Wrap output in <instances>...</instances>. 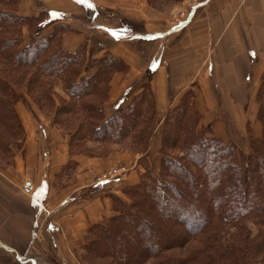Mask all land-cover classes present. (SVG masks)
I'll return each mask as SVG.
<instances>
[{
  "label": "rangeland",
  "instance_id": "obj_1",
  "mask_svg": "<svg viewBox=\"0 0 264 264\" xmlns=\"http://www.w3.org/2000/svg\"><path fill=\"white\" fill-rule=\"evenodd\" d=\"M17 1L15 5L17 12L27 17V22L23 24L20 30L21 45L18 49L21 50L22 46L27 45L36 36L53 34L57 40L63 27L82 32L85 34V40L76 49L81 55L76 68L81 70L80 76L88 77L94 73L88 79L89 83H92L93 78L96 77L97 67L95 61L102 63L106 56L108 60L113 61L110 65L113 70L111 75L127 70L125 60L117 55L116 51L117 48H120L121 43L119 44V42L113 40L103 30V25H108L111 28L120 26L126 30L131 29V26H133L139 32H146L168 26L174 22L180 9L185 10L188 7L186 0H141L140 18L133 19L122 13V9L116 7L117 0H91L95 3L96 9L92 6L93 3L86 5L82 2H72L70 0ZM55 18L60 19L51 21ZM37 33L39 35H36ZM138 44L140 49L135 48L136 45L132 46L131 42L125 45L127 46V52L134 51L132 55L141 70L134 73L133 77L127 82L128 85L126 83L127 89L122 93L127 101L119 106L127 103L133 108H139L138 99H151L152 104L147 103L148 108L145 109L149 116L153 115L152 121L146 124L149 127L148 129L153 127L148 147H146L147 153H140L138 150H141L143 143L133 142L131 138H125L122 141H103L85 135L89 130L88 127H93V123H100L99 119H103V116L105 118L112 116L113 111L115 112L117 109L113 106L114 104L111 107L105 105L109 100L110 88L105 93L103 78L95 82L92 93H85L86 89L84 88L81 95L73 96L65 90L60 76L48 74H35L34 76L30 72L31 69L14 66L0 59V76L9 82L12 92L11 104L0 107V174L6 170L14 173L15 160L23 158V148L27 138L24 125L27 124L21 114L22 112L27 114L29 123L35 131L34 138H36L39 145V151L47 152V158L50 162L48 170L53 174L52 186L46 200L43 202V209L37 205V209L40 210L37 223L46 225L50 219L54 220L57 228H59L62 244L59 247H50L48 241L46 242V234L43 233L40 239L43 243L46 242L45 246L35 248L33 252L30 250L27 255L35 257L39 264H65L62 263L63 257L69 260V263L66 264H111L109 258H103L102 243L98 245L99 250L93 252L88 250L89 230L93 225L103 223L107 218L115 215L120 201L128 202L129 199L124 190L137 184L147 172L146 168L154 173L158 170L161 162L159 148L161 146L162 123L167 113L172 112L180 115L186 112L187 114H195L194 106L193 108L187 107L192 103L191 88H187L179 96V91L174 85L168 88L169 94L167 96L169 98L176 95L175 99L177 101L173 105L174 107L172 109L168 107L161 109L160 106L163 104L156 102V96L151 86L152 81H158L157 77L145 69L154 48L153 44L150 46L146 42H138ZM29 78H32L31 84ZM239 80L241 81V79ZM34 83L39 84L35 87L33 86ZM248 83H252V81H245L246 86L242 85L237 90L236 88L226 87L225 84L224 86L220 84L219 88L216 85L209 86L212 104L208 107L206 101H204L202 110L207 116L204 120L212 122L217 128L211 131L209 125H199L200 116L198 111V127L196 128L201 131L206 128L212 136L235 144L239 154L244 156L252 152V140L262 135V123L258 118V109L260 102L264 101V93H262L264 72L257 82V87L254 88V94L249 91L251 88L247 87ZM79 86L83 88L85 83H81ZM162 89L163 87L160 90ZM232 90L235 93L234 96L229 93ZM185 107L188 109L187 111ZM6 109H12L13 114L7 113ZM61 110L65 111L61 112ZM108 110L109 114L106 115L105 112H108ZM213 115L218 116L217 119L208 117ZM90 117L91 119H89ZM189 121L191 120L188 119ZM194 124L191 123L190 126ZM146 125L138 124V130L145 128ZM125 154L130 156L140 155L137 165L132 166L118 159ZM145 154L147 155L145 156ZM174 154L177 155V158H183V153L174 152ZM81 159L103 161V165L89 163L84 166V169L76 171L78 169L76 165H80L79 161ZM110 168H121V176L113 180L118 182L109 185L104 183L101 188L95 187L96 177L107 172ZM78 178H83L84 183L88 185L87 190L84 189L83 191L86 190V192L91 193H84L82 197L89 199L93 195L102 192L103 196H109L110 210L108 208L106 212H103L101 220L91 222L85 229L78 232L75 238H70L67 234L64 235L65 233L57 224L62 215H59L57 211L51 213V208L48 209L47 206L51 205V197L55 193L71 188L74 183L78 182ZM90 183L94 187H90ZM240 225L244 226L252 235H256L258 229L264 230V226L260 227L250 219H246L244 222L241 221ZM235 230L237 231V229L231 228L229 232ZM206 233L201 232L195 236H190L184 246L163 251L158 256H150L144 259L141 264H183L184 258L189 257L193 251H197L205 245ZM55 236V232H53V237L55 238ZM53 242H55L54 239ZM223 243L220 242V244ZM262 252L263 249L257 256V261H259L257 264H264ZM199 262L201 260L198 259L195 264H199ZM0 264L18 263L11 255L0 249Z\"/></svg>",
  "mask_w": 264,
  "mask_h": 264
},
{
  "label": "trees",
  "instance_id": "obj_2",
  "mask_svg": "<svg viewBox=\"0 0 264 264\" xmlns=\"http://www.w3.org/2000/svg\"><path fill=\"white\" fill-rule=\"evenodd\" d=\"M17 2L0 0V59L29 68L34 76H60L65 90L73 96L81 95L84 88L85 93H92L93 85L101 78L107 93L113 61L107 56L100 60L102 63L95 61L96 77L89 83L94 73L80 76L81 70L76 68L81 59L79 51L61 48L60 36L65 27L57 40L53 34L36 36L18 49L27 17L17 12ZM28 80L31 84L32 78ZM81 83L85 87L81 88ZM10 86L0 76V107L12 102ZM137 101L139 108L127 103L115 106L112 116L100 118V123H93L85 135L103 141L131 138L143 143L140 153H147L153 127L148 129L146 124L153 115L145 109L152 101ZM193 106L191 103L187 107ZM6 111L13 114L12 109ZM194 112H171L163 118L158 170L154 173L146 168L138 183L124 190L128 202L120 201L115 215L91 227L90 252L99 250L102 243L103 258H109L111 264H141L150 256L184 246L190 236L207 232L205 245L184 258L183 264H195L198 259L199 264H257L262 249L264 257V230L258 229L252 235L240 225L250 219L264 226V101L258 109L262 135L252 140V152L246 156L239 154L235 144L209 134L208 129L197 130L198 112ZM140 123L146 126L138 130ZM174 152L183 153V158H177ZM231 228L237 231L229 232ZM223 234L227 235L225 239Z\"/></svg>",
  "mask_w": 264,
  "mask_h": 264
},
{
  "label": "crops",
  "instance_id": "obj_3",
  "mask_svg": "<svg viewBox=\"0 0 264 264\" xmlns=\"http://www.w3.org/2000/svg\"><path fill=\"white\" fill-rule=\"evenodd\" d=\"M70 1L86 5L93 3L92 6L96 9L91 0ZM140 4L141 0H117L116 7L122 9L125 15L137 19L140 18ZM103 30L113 40L121 43L120 48L116 49L117 55L127 64L125 72H116L110 77L109 100L105 104L107 107L112 104L115 107L127 101L122 92L127 89V82L134 73L141 70L132 55L134 51L127 52L125 45L129 42L132 46L136 45L137 49H140L138 42H146L148 46L153 44L145 69L157 77L158 81H152L151 86L156 102L163 104L161 109H172L177 101L173 94L167 98L169 87L174 85L179 96L187 88H191L192 103L200 116L199 125H209L211 131L217 127L204 120L207 116L202 110L204 101L208 107L212 104L209 86L216 85L219 88L220 84H225L226 87L237 90L245 85V81H252L247 87L254 94V88L264 72V0H209L195 9H185V15L180 20L163 28L139 32L133 26L126 30L120 26L111 28L103 25ZM84 40V33L67 29L60 36V45L63 50L73 52ZM229 93L235 95L233 90ZM105 113L108 115L109 110ZM21 114L27 124L24 125L27 138L23 158L15 160L14 173L6 170L0 174V249L11 255L18 264H39L35 257L27 256L30 250L33 252L35 248L44 247L47 241L52 248L59 247L62 242L54 220L50 219L46 225L37 223L40 215L37 205L43 209V202L52 186L53 174L48 170L50 162L47 152L39 151L34 138L35 131L27 114ZM208 117L217 119L218 116ZM139 157L140 155L125 154L118 159L135 166ZM79 163L76 171L84 169L89 163L103 165V161L85 159H81ZM116 182L118 181L111 180L105 185ZM86 187L88 185L83 178H78V182L69 187L70 190L55 193L51 197V205L47 206L48 209L51 208V213L57 211L62 215L57 224L64 235L67 234L70 238H75L91 222L101 220L103 212L108 208L110 210L109 196H103L102 192L91 195L89 199L82 197L84 193L91 194L86 192ZM90 187H94L92 183ZM84 189L86 190L83 191ZM43 233L47 237L45 243L40 239ZM63 262L66 264L69 260L63 257Z\"/></svg>",
  "mask_w": 264,
  "mask_h": 264
},
{
  "label": "built area",
  "instance_id": "obj_4",
  "mask_svg": "<svg viewBox=\"0 0 264 264\" xmlns=\"http://www.w3.org/2000/svg\"><path fill=\"white\" fill-rule=\"evenodd\" d=\"M208 1L209 0H186V3L188 5L187 9L189 10L195 9L198 6H201ZM184 15H185V10L180 9L174 21L180 20ZM120 172H121V168L119 169L110 168L107 172L98 175L94 181L95 187L101 188L103 187L104 183L119 178L121 176Z\"/></svg>",
  "mask_w": 264,
  "mask_h": 264
}]
</instances>
